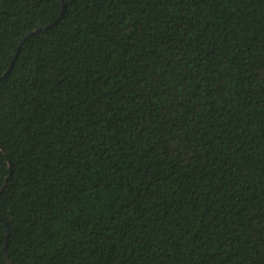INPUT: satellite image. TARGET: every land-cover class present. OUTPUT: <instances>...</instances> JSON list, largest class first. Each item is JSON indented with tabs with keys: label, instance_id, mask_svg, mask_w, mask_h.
<instances>
[{
	"label": "trees",
	"instance_id": "obj_1",
	"mask_svg": "<svg viewBox=\"0 0 264 264\" xmlns=\"http://www.w3.org/2000/svg\"><path fill=\"white\" fill-rule=\"evenodd\" d=\"M0 144V264H264V0H0Z\"/></svg>",
	"mask_w": 264,
	"mask_h": 264
},
{
	"label": "water",
	"instance_id": "obj_2",
	"mask_svg": "<svg viewBox=\"0 0 264 264\" xmlns=\"http://www.w3.org/2000/svg\"><path fill=\"white\" fill-rule=\"evenodd\" d=\"M39 29H40V27L34 29L32 32H35V31H37V30H39ZM32 32H30V34H31ZM0 147H1V149L3 150V146H1V144H0ZM9 171H10V166H9ZM6 178H7V177H6ZM6 178H5L4 182H3V186L0 187V192L2 191V189H3V187H4V184L6 183ZM0 219L4 220V218H3L1 215H0ZM8 233H9V232H8V226H7L6 233H5V245H4V247H3V250H4L5 257H6V260H7L8 264H13V263L11 262V260L9 259L8 254H7V252H6V248H5L6 243H7Z\"/></svg>",
	"mask_w": 264,
	"mask_h": 264
}]
</instances>
